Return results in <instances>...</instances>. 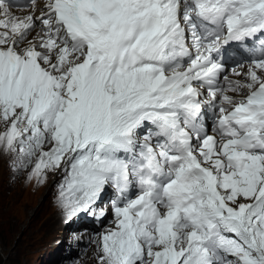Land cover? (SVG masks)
Listing matches in <instances>:
<instances>
[{
	"label": "snow or ice",
	"instance_id": "1",
	"mask_svg": "<svg viewBox=\"0 0 264 264\" xmlns=\"http://www.w3.org/2000/svg\"><path fill=\"white\" fill-rule=\"evenodd\" d=\"M36 5L0 0V151L69 220L113 192L97 264H264V0Z\"/></svg>",
	"mask_w": 264,
	"mask_h": 264
},
{
	"label": "rangeland",
	"instance_id": "2",
	"mask_svg": "<svg viewBox=\"0 0 264 264\" xmlns=\"http://www.w3.org/2000/svg\"><path fill=\"white\" fill-rule=\"evenodd\" d=\"M13 163L12 155L0 156V264H78L81 256L94 250L93 240L106 226L92 233L75 218H66L61 230L52 229L53 219L61 216L57 202L61 173L49 172L38 184L28 181L30 169L18 171Z\"/></svg>",
	"mask_w": 264,
	"mask_h": 264
},
{
	"label": "bare ground",
	"instance_id": "3",
	"mask_svg": "<svg viewBox=\"0 0 264 264\" xmlns=\"http://www.w3.org/2000/svg\"><path fill=\"white\" fill-rule=\"evenodd\" d=\"M40 2V1H39ZM37 3V5H36V9H35V12H34V16H38V14L40 13V11H41V7L43 6V2H40V3ZM13 14L14 15H16V16H19V17H23V16H26V15H28V14H32L31 13V10H28V11H20V12H15V11H13ZM33 35H34V33H33ZM3 127V126H2ZM3 153H5V152H3V151H0V156L3 154ZM62 214H64L63 213V211H62V209H61V216L60 217H55L54 219H53V228L52 229H55V227H56V229L58 228V229H60L61 230V228H62V225H61V222H63L65 219H66V216L64 215H62ZM108 216H110V215H108ZM76 223H74V225H75ZM107 228H112V225H109V226H106ZM105 227V228H106ZM104 228V229H105ZM106 228V229H107ZM103 229V230H104ZM58 231V230H57ZM98 231H100V229L98 230ZM94 250H90L89 249V251H85L86 252V254L84 255V257H80V261H77V263L78 264H97V251H96V244L94 243ZM86 255H89V258H86Z\"/></svg>",
	"mask_w": 264,
	"mask_h": 264
}]
</instances>
